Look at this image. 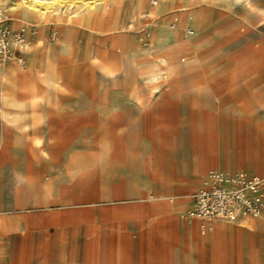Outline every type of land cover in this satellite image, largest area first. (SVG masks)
Segmentation results:
<instances>
[{
	"label": "rangeland",
	"instance_id": "obj_1",
	"mask_svg": "<svg viewBox=\"0 0 264 264\" xmlns=\"http://www.w3.org/2000/svg\"><path fill=\"white\" fill-rule=\"evenodd\" d=\"M41 1L0 0L28 41L23 64L0 59V224L56 215L45 234L8 228L0 264H264V213L203 246L176 218L93 232L97 212L135 201L147 221L161 204L188 221L212 170L264 176V0Z\"/></svg>",
	"mask_w": 264,
	"mask_h": 264
},
{
	"label": "built area",
	"instance_id": "obj_2",
	"mask_svg": "<svg viewBox=\"0 0 264 264\" xmlns=\"http://www.w3.org/2000/svg\"><path fill=\"white\" fill-rule=\"evenodd\" d=\"M24 32L25 29L15 31L11 28L0 2V59L24 63L21 54L28 44ZM263 213V177L244 170H212L192 195L191 206L183 217L200 220V231L206 234L217 222H239Z\"/></svg>",
	"mask_w": 264,
	"mask_h": 264
},
{
	"label": "crops",
	"instance_id": "obj_3",
	"mask_svg": "<svg viewBox=\"0 0 264 264\" xmlns=\"http://www.w3.org/2000/svg\"><path fill=\"white\" fill-rule=\"evenodd\" d=\"M139 170H142V167H139ZM205 172V166H201L199 169L195 170V174L190 178V180L192 181V183L196 184L199 183V181L201 180V178L203 177ZM254 175H259L261 177L264 178V176H262L259 173H252ZM129 183H128V190H127V194L131 197V196H138L140 197L141 195H143L144 190L147 187V179L146 178H142L140 177H136V176H132L128 178ZM188 189L184 190L182 188L178 189V192H183V191H187ZM100 193L105 195H108L109 192L107 191V188L105 186H101L100 187ZM104 198V197H102ZM191 201L192 198L190 200L189 206L188 208L191 206ZM151 207H153L152 205L142 202V201H135V202H131L128 203L124 206H120V207H107L105 210H107L106 214L104 212H97L95 214V219L97 220L96 225L93 227V232H94V236L96 238V242L97 245L99 244L98 242V238L102 237L103 235H106L109 237V235L112 233H114V225L113 222L114 221V216H120L122 220V222L127 223V222H131L132 220H137L139 223H141V226H139L138 228L141 229H145V235H151L152 229H154V227L159 226L162 223V218H166L167 217L169 219H174L176 218V222L178 225V229H182L184 230V234H185V238L186 241L189 242L190 238L195 239L198 245H207L210 242L215 241L216 239H218L224 232L228 231L232 226L227 225L226 223H222V222H217L215 224V230L211 233V238L210 240H208V236H209V232L206 234H202L200 231V220L198 219H187L183 216H181L182 219H186L188 221H184V220H180L179 217L177 216L180 209L183 208L182 205H169V204H161L158 205L156 207H158L157 209H155L158 213L157 215H154L153 218H151L150 220H146L145 215L147 212H149L151 210ZM187 208V209H188ZM186 209V210H187ZM104 210V209H103ZM183 211L184 212L186 211ZM116 212V213H114ZM53 215L55 216L56 214L52 211L50 212H45L43 214H41L40 218L38 219V221H28L27 223H24L20 220L18 221H14L13 223L9 224L8 223H4L0 224V231L2 232L1 236H0V244H3L5 242H8V240L5 238V236H3L4 232H6V230L8 228L11 229V233L13 232H18V231H22V230H26L28 235H33L36 234L40 231H42L43 234H45L46 229H48V225L51 224V218L53 217ZM73 218H75L74 214H71ZM50 220V221H49ZM246 219L241 220V225L244 226H249V227H253L254 225H257L259 223H257L256 221H245ZM240 222V221H239ZM123 223V224H124ZM75 226H72V229H74ZM50 229V228H49ZM197 229L199 231V233L201 235H205L202 239L199 240V238L197 237ZM223 230V231H222ZM49 233H51V231L49 230ZM216 233H218L216 235ZM60 231L56 230L55 231V236L59 235ZM215 234V236H214ZM113 250V246L111 244V242H109V240L107 241V251ZM55 257L58 260H63V258H69V257H73L71 255H68L65 251L59 249L57 251V254L55 255ZM44 259H47L48 256L46 254L43 255Z\"/></svg>",
	"mask_w": 264,
	"mask_h": 264
},
{
	"label": "bare ground",
	"instance_id": "obj_4",
	"mask_svg": "<svg viewBox=\"0 0 264 264\" xmlns=\"http://www.w3.org/2000/svg\"><path fill=\"white\" fill-rule=\"evenodd\" d=\"M22 2L25 3L29 8H34L36 6L44 4V2H42L41 0H22Z\"/></svg>",
	"mask_w": 264,
	"mask_h": 264
}]
</instances>
